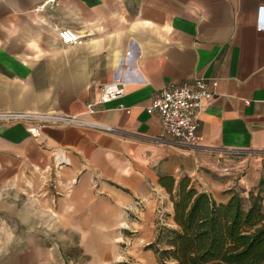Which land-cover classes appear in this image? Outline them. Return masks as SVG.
<instances>
[{"label": "crops", "instance_id": "0c3cea01", "mask_svg": "<svg viewBox=\"0 0 264 264\" xmlns=\"http://www.w3.org/2000/svg\"><path fill=\"white\" fill-rule=\"evenodd\" d=\"M42 1L0 0V108L79 113L116 129L50 126L39 143L25 123L0 121V264H125V226L149 240L160 213L173 220L161 177L193 184L225 152H264V0L36 8ZM58 27L84 41L62 43ZM118 65L125 93L95 102ZM199 76L217 85L199 112L198 146L156 139L152 96ZM53 150L67 160L60 168Z\"/></svg>", "mask_w": 264, "mask_h": 264}, {"label": "trees", "instance_id": "16d2710c", "mask_svg": "<svg viewBox=\"0 0 264 264\" xmlns=\"http://www.w3.org/2000/svg\"><path fill=\"white\" fill-rule=\"evenodd\" d=\"M159 182L173 203V226H159L147 245L158 264H264L260 192L249 191L245 198L229 189L228 198L220 201L198 190L187 176L177 187L172 177H161Z\"/></svg>", "mask_w": 264, "mask_h": 264}, {"label": "built area", "instance_id": "2783aa9c", "mask_svg": "<svg viewBox=\"0 0 264 264\" xmlns=\"http://www.w3.org/2000/svg\"><path fill=\"white\" fill-rule=\"evenodd\" d=\"M57 0H43L36 8L53 7ZM263 7H260L262 11ZM264 23V21H262ZM57 34L64 44L82 43L84 35L70 27H58ZM121 65V64H120ZM115 69L110 81L100 85L99 96L95 102H105L122 96L125 93L126 80L119 66ZM217 85V79L199 76L193 80L172 81L158 90L148 106L156 111L161 120L162 128L156 139L163 141L169 138L171 144L184 147L198 146L196 128L199 112L204 103L210 100ZM95 102L86 104V111L94 112ZM0 121H18L27 126V131L39 143L42 142L43 129L50 126H78L98 129L103 132H114L111 124L90 120L79 113H65L61 111L14 110L0 108ZM53 164L60 168L67 163L63 153L53 150ZM164 214L160 213V219Z\"/></svg>", "mask_w": 264, "mask_h": 264}, {"label": "rangeland", "instance_id": "374dc122", "mask_svg": "<svg viewBox=\"0 0 264 264\" xmlns=\"http://www.w3.org/2000/svg\"><path fill=\"white\" fill-rule=\"evenodd\" d=\"M221 159L222 162L217 169L208 170L209 172L204 170V176L194 179L193 184L198 190H204L220 201H225L228 198L227 190L229 189L235 190L245 198L248 197L249 191L260 192L264 198V152H225ZM260 185H262L261 189H259ZM131 221L135 222L136 220ZM156 222L157 228L161 225L173 226V222L168 218L156 220ZM134 230H136L134 227L125 226L121 231L127 236L124 239V249L129 252L133 251V255L129 252L125 253V264H158L154 251L147 249V245L154 241L156 234L149 240H139L140 235ZM135 243H138L139 246H136Z\"/></svg>", "mask_w": 264, "mask_h": 264}]
</instances>
